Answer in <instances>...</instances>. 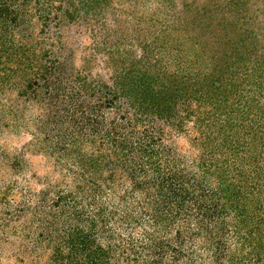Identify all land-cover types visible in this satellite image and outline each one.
Instances as JSON below:
<instances>
[{"label":"rangeland","instance_id":"obj_1","mask_svg":"<svg viewBox=\"0 0 264 264\" xmlns=\"http://www.w3.org/2000/svg\"><path fill=\"white\" fill-rule=\"evenodd\" d=\"M2 1L0 264H264V0Z\"/></svg>","mask_w":264,"mask_h":264},{"label":"trees","instance_id":"obj_2","mask_svg":"<svg viewBox=\"0 0 264 264\" xmlns=\"http://www.w3.org/2000/svg\"><path fill=\"white\" fill-rule=\"evenodd\" d=\"M13 5L8 6V4H6L5 2H0V27L3 26V28H1L2 32L0 31V59L1 57H8V60L10 59L9 54L7 53L8 47L10 48V46H7V42L6 40L3 41V39H11V40H15L19 41L18 37H20L21 39H23V37H30V31L32 29V25H30V23H32L31 21L27 20V12L24 8H19L16 7L18 10L16 11L15 9L13 10L12 8ZM16 11V12H15ZM29 24V25H28ZM18 32V33H17ZM27 34V35H26ZM18 35V37L16 36ZM10 45H13L18 51H24V49H26V51L31 50L30 47L28 48H24L21 46H15L14 44H12L11 42H9ZM14 54V53H12ZM7 62H3L4 68L8 65V63H11L10 61ZM1 63V60H0ZM234 62L231 61V65H233ZM154 67H158L160 69L159 74L162 75V77L166 80L167 79H173L175 81L176 77L174 73H172V69H175L174 65H171V70L169 72V74L166 76L165 74V70H163L165 67L170 68V66L167 64L166 61H161V60H154L153 62ZM165 66V67H164ZM174 67V68H173ZM130 72V71H129ZM129 75V79L131 86L130 89H128V92L135 95V96H139L140 98H144L145 100L148 99L149 101H152L153 103H148L147 105L150 106H154L158 109H160V112H164V105H166L167 107L170 106L169 103H167L166 100L169 99H175L178 98L177 94H179V92L173 90L171 87H166V83L162 82L161 84L159 83V77H156V74H154V76H148V77H141L138 79L135 78V76H133V74L130 72L128 73ZM262 77L263 74H261ZM192 108V107H190Z\"/></svg>","mask_w":264,"mask_h":264}]
</instances>
